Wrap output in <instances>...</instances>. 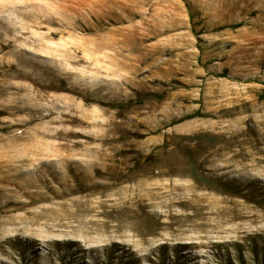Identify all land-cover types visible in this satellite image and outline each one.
I'll use <instances>...</instances> for the list:
<instances>
[{
	"label": "rangeland",
	"instance_id": "374dc122",
	"mask_svg": "<svg viewBox=\"0 0 264 264\" xmlns=\"http://www.w3.org/2000/svg\"><path fill=\"white\" fill-rule=\"evenodd\" d=\"M263 92L264 0H0V264H264Z\"/></svg>",
	"mask_w": 264,
	"mask_h": 264
},
{
	"label": "trees",
	"instance_id": "16d2710c",
	"mask_svg": "<svg viewBox=\"0 0 264 264\" xmlns=\"http://www.w3.org/2000/svg\"><path fill=\"white\" fill-rule=\"evenodd\" d=\"M236 26H237V25L234 24V25H232L231 27H236ZM222 28H223V27H220V29H222ZM217 76H219V77H223V76H224V72L217 74ZM261 97L264 98V92H263V95H262ZM195 115H197V114L195 113V114H192V115H188L186 118H192V117L195 116ZM183 119H185V118H183Z\"/></svg>",
	"mask_w": 264,
	"mask_h": 264
}]
</instances>
